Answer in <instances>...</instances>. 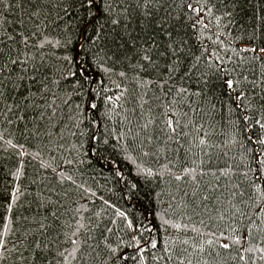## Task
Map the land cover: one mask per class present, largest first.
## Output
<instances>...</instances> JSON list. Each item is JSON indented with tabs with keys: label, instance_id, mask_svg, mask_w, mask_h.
<instances>
[{
	"label": "trees",
	"instance_id": "obj_1",
	"mask_svg": "<svg viewBox=\"0 0 264 264\" xmlns=\"http://www.w3.org/2000/svg\"><path fill=\"white\" fill-rule=\"evenodd\" d=\"M0 264H264V0H0Z\"/></svg>",
	"mask_w": 264,
	"mask_h": 264
},
{
	"label": "snow or ice",
	"instance_id": "obj_2",
	"mask_svg": "<svg viewBox=\"0 0 264 264\" xmlns=\"http://www.w3.org/2000/svg\"><path fill=\"white\" fill-rule=\"evenodd\" d=\"M94 3V0H88V4L92 5ZM231 81H229V86H231ZM93 107H95V105H93ZM225 247H227V245H225Z\"/></svg>",
	"mask_w": 264,
	"mask_h": 264
}]
</instances>
